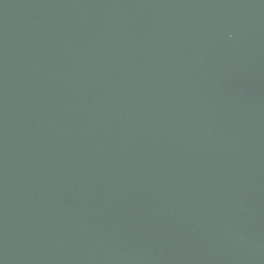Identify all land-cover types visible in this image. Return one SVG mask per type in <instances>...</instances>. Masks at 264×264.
<instances>
[{"label":"water","instance_id":"obj_1","mask_svg":"<svg viewBox=\"0 0 264 264\" xmlns=\"http://www.w3.org/2000/svg\"><path fill=\"white\" fill-rule=\"evenodd\" d=\"M0 264H264V0H0Z\"/></svg>","mask_w":264,"mask_h":264}]
</instances>
